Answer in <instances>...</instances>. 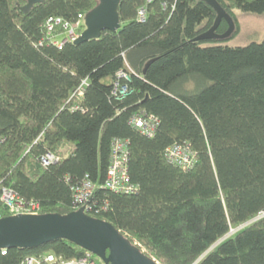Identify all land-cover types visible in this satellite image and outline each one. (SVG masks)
<instances>
[{
    "label": "trees",
    "instance_id": "1",
    "mask_svg": "<svg viewBox=\"0 0 264 264\" xmlns=\"http://www.w3.org/2000/svg\"><path fill=\"white\" fill-rule=\"evenodd\" d=\"M217 1L235 20L232 37L236 9L264 12V0ZM97 3L44 0L24 12L26 0H0V192L9 186L41 213L65 214L72 184L89 175L100 208L90 215L161 264H193L233 227L264 214V37L246 45L196 39L216 18L205 0H122L118 30L62 48L45 39L48 18L73 22ZM142 6L145 20L137 18ZM227 27L222 20L216 31ZM117 82L129 90L121 99ZM141 110L160 120L152 136L129 123ZM115 138L129 141L135 192L103 186ZM175 143L195 152L191 168L167 159ZM47 152L58 161L43 165ZM86 251L56 239L0 250V264ZM196 264H264V215Z\"/></svg>",
    "mask_w": 264,
    "mask_h": 264
},
{
    "label": "water",
    "instance_id": "2",
    "mask_svg": "<svg viewBox=\"0 0 264 264\" xmlns=\"http://www.w3.org/2000/svg\"><path fill=\"white\" fill-rule=\"evenodd\" d=\"M43 1L26 0V4L21 8L24 12H28L36 3ZM121 1L98 0L96 6L86 13L85 28L73 43L79 44L98 38L106 30H118L121 27L119 13ZM205 1L215 10L216 18L213 25L199 34L196 39H230L236 30L235 20L217 0ZM222 20H226L228 27L223 33H218L216 30ZM154 60L151 59L146 63L144 71ZM263 215H257L239 225L236 230L258 220ZM231 233L219 239L198 260ZM56 239H67L76 243L94 253L104 264H161L112 223L88 214L83 207L65 214L22 213L0 217V250L11 247H36Z\"/></svg>",
    "mask_w": 264,
    "mask_h": 264
},
{
    "label": "built area",
    "instance_id": "3",
    "mask_svg": "<svg viewBox=\"0 0 264 264\" xmlns=\"http://www.w3.org/2000/svg\"><path fill=\"white\" fill-rule=\"evenodd\" d=\"M146 8L142 6L137 11V18L145 20ZM85 28V14L79 13L73 22L64 21L60 17H50L44 23V37L46 40L54 43L59 48L68 41H74ZM119 78L129 79L127 72L120 70ZM84 80L80 85L77 95L84 94ZM114 93L118 99L123 98L129 93L126 84L117 82ZM77 105L72 106L73 109ZM158 116L141 110L133 114L129 123L136 126L143 134L152 136L159 125ZM129 141L123 138H115L112 142L111 160L108 166L107 174L103 182V186L116 192H135L138 186L131 182L129 175ZM165 155L167 159L183 169H189L194 165L196 155L189 145L175 143L170 145ZM58 156L53 152H47L40 158L43 165L47 166L58 161ZM97 184L89 175H85L81 181L72 184V207L77 210L81 207L91 214V212H99L100 208L96 205L95 191ZM41 204L33 199H25L21 197L13 188L3 186L0 192V217L6 215L22 214V213H41ZM2 253L6 249H1ZM21 264H104L102 260L91 251L78 258L64 259L56 254L49 252L40 256H26Z\"/></svg>",
    "mask_w": 264,
    "mask_h": 264
},
{
    "label": "rangeland",
    "instance_id": "4",
    "mask_svg": "<svg viewBox=\"0 0 264 264\" xmlns=\"http://www.w3.org/2000/svg\"><path fill=\"white\" fill-rule=\"evenodd\" d=\"M236 14L240 22V30L235 36L225 40V43L229 45H246L252 41H261L264 37V12H248L238 8ZM237 227H233L229 232L234 233L237 231Z\"/></svg>",
    "mask_w": 264,
    "mask_h": 264
}]
</instances>
